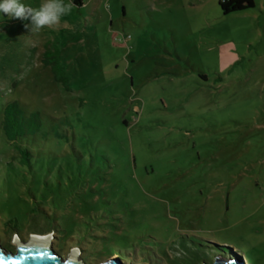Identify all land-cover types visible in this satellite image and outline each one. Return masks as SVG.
I'll use <instances>...</instances> for the list:
<instances>
[{"label": "rangeland", "instance_id": "1", "mask_svg": "<svg viewBox=\"0 0 264 264\" xmlns=\"http://www.w3.org/2000/svg\"><path fill=\"white\" fill-rule=\"evenodd\" d=\"M218 2L82 0L38 34L0 13V105L42 120L26 168L0 117L1 244L43 230L85 264H264V0Z\"/></svg>", "mask_w": 264, "mask_h": 264}, {"label": "trees", "instance_id": "2", "mask_svg": "<svg viewBox=\"0 0 264 264\" xmlns=\"http://www.w3.org/2000/svg\"><path fill=\"white\" fill-rule=\"evenodd\" d=\"M72 3L74 6L79 7L83 4L82 0H72ZM218 4L223 14L226 15L254 7L253 0H219ZM58 58L59 56L57 52L53 53L50 50L45 49V62L54 66L53 69L58 72L56 75L60 74L62 71V74L57 75L56 79L65 83L66 79L63 77V69L57 64ZM0 117L2 120L1 133L4 141L7 142L10 148H12L13 152H19L20 164L26 168H30L32 160L31 152L33 151L29 146V141L42 127L40 114L38 112L27 113L22 110L18 102L9 101L2 102L0 105ZM22 142L24 143V146L22 145ZM12 223L13 229L16 230V232H13L12 234H18L17 222L13 220L8 224L11 225ZM46 234H49V231L43 232L42 230V233H38L36 235Z\"/></svg>", "mask_w": 264, "mask_h": 264}, {"label": "clouds", "instance_id": "3", "mask_svg": "<svg viewBox=\"0 0 264 264\" xmlns=\"http://www.w3.org/2000/svg\"><path fill=\"white\" fill-rule=\"evenodd\" d=\"M74 7L72 0H40L38 6L26 5L21 0H0V13L9 18H19L29 21L24 27L32 33H40L43 29H52L58 26L63 17L69 15ZM174 258L187 255L183 249L176 245L172 253ZM227 264H234L228 261Z\"/></svg>", "mask_w": 264, "mask_h": 264}, {"label": "water", "instance_id": "4", "mask_svg": "<svg viewBox=\"0 0 264 264\" xmlns=\"http://www.w3.org/2000/svg\"><path fill=\"white\" fill-rule=\"evenodd\" d=\"M50 239L51 237L43 241H38L31 240L30 237L27 241H15L14 253H5L0 248V264H85L81 258L72 252L65 259L57 255L51 248ZM227 262L221 259H215L213 264H227ZM233 262L234 264H243V262ZM102 264L122 263L114 259H109Z\"/></svg>", "mask_w": 264, "mask_h": 264}, {"label": "flooded vegetation", "instance_id": "5", "mask_svg": "<svg viewBox=\"0 0 264 264\" xmlns=\"http://www.w3.org/2000/svg\"><path fill=\"white\" fill-rule=\"evenodd\" d=\"M16 237H18L17 234H13ZM19 238V237H18ZM0 248L5 252V253H14L15 252V248L13 249L12 246L10 245V243H0Z\"/></svg>", "mask_w": 264, "mask_h": 264}, {"label": "bare ground", "instance_id": "6", "mask_svg": "<svg viewBox=\"0 0 264 264\" xmlns=\"http://www.w3.org/2000/svg\"><path fill=\"white\" fill-rule=\"evenodd\" d=\"M49 237H50V235H32L31 236V240L43 241V240L48 239ZM17 241H18V239H17ZM114 258H116V255H114ZM242 261H243V264H244L245 263L244 260H242Z\"/></svg>", "mask_w": 264, "mask_h": 264}]
</instances>
